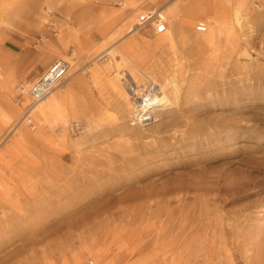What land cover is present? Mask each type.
Returning a JSON list of instances; mask_svg holds the SVG:
<instances>
[{"label": "rangeland", "instance_id": "rangeland-1", "mask_svg": "<svg viewBox=\"0 0 264 264\" xmlns=\"http://www.w3.org/2000/svg\"><path fill=\"white\" fill-rule=\"evenodd\" d=\"M63 1L0 0V26L51 32ZM130 1L47 97L0 95V264H264V6L158 0V35Z\"/></svg>", "mask_w": 264, "mask_h": 264}, {"label": "crops", "instance_id": "crops-1", "mask_svg": "<svg viewBox=\"0 0 264 264\" xmlns=\"http://www.w3.org/2000/svg\"><path fill=\"white\" fill-rule=\"evenodd\" d=\"M105 1L91 0L90 3L86 0L63 1L54 10L53 21L56 29L51 32L49 31V26L44 22L38 25L27 21L26 18H8L10 23H7V21L0 26V95L3 92L12 95L15 85L21 81H35L44 73L52 60L65 58L69 49L77 53H82L83 50H91L93 38L91 39L92 36L90 34L94 33L93 27H95L94 31L97 34L103 33V20L97 10H103ZM125 1L131 2L130 0ZM150 1L149 7L151 10L146 11L147 13L143 16L140 15L139 18L142 20L135 26L141 25L149 17H152L154 13H157V10L156 12L152 10L151 5L154 2L156 4L158 0ZM175 1L177 0L169 2L165 7L170 8ZM243 1L250 3L252 0ZM253 1L264 6V0ZM93 2L97 3L93 8L96 12L94 15L91 14L93 21H90L87 16V10L94 4ZM99 2L100 4H98ZM185 7L188 9L189 17L197 16V13L194 12L199 11L197 7L191 6V4ZM199 22L207 23V21ZM167 24H169L170 28L173 27L171 22ZM167 24L166 31H168ZM40 34H44L42 40L39 39ZM40 52H45L46 54L39 59L38 54Z\"/></svg>", "mask_w": 264, "mask_h": 264}, {"label": "built area", "instance_id": "built-area-1", "mask_svg": "<svg viewBox=\"0 0 264 264\" xmlns=\"http://www.w3.org/2000/svg\"><path fill=\"white\" fill-rule=\"evenodd\" d=\"M156 13L149 19L152 23V30L155 34L162 33L166 30V22L162 20ZM197 31L205 32L206 25L199 23L196 27ZM69 65L66 61L61 59H56L53 61L44 73L38 77L33 82H20L16 86V95L14 97L15 102H19L20 98L23 96H28L31 98L32 106L40 102L44 97H47L52 90L64 81L67 75ZM31 109L25 111L24 115L21 117V122L26 123L32 129L35 128V122L30 117ZM88 264H96L93 260L89 259Z\"/></svg>", "mask_w": 264, "mask_h": 264}, {"label": "bare ground", "instance_id": "bare-ground-1", "mask_svg": "<svg viewBox=\"0 0 264 264\" xmlns=\"http://www.w3.org/2000/svg\"><path fill=\"white\" fill-rule=\"evenodd\" d=\"M155 14H156V13H154V15H155ZM159 14H160L159 16L162 18L161 13H159ZM149 18H150V17H149ZM162 20L165 21L163 18H162ZM199 23H202V24L206 25L205 22H199ZM199 23H198V24H199ZM198 24H197V25H198ZM197 25H196V27H197ZM196 27H195V28H196ZM196 30H197V29H196ZM165 31H166V30H165ZM165 31H164V32H165ZM206 31H207V25H206V30H205V32H206ZM164 32H162V33H164ZM162 33H161V34H162ZM158 35H160V33H158ZM145 99H146V98H145ZM147 99L149 100V97H147ZM143 101H144V98L138 100V102H140V104H143ZM145 104H146V103H145ZM138 111H139V110H138ZM177 123H178V122H177ZM192 130H193V129H192Z\"/></svg>", "mask_w": 264, "mask_h": 264}]
</instances>
